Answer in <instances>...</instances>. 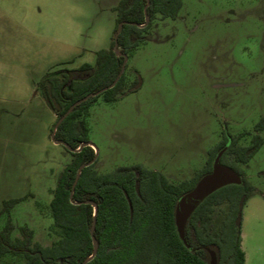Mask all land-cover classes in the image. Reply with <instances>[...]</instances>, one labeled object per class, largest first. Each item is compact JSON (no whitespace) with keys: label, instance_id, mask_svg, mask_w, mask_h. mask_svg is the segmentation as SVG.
<instances>
[{"label":"rangeland","instance_id":"obj_1","mask_svg":"<svg viewBox=\"0 0 264 264\" xmlns=\"http://www.w3.org/2000/svg\"><path fill=\"white\" fill-rule=\"evenodd\" d=\"M108 5L0 0V209L26 198L0 218V230L11 220L14 238L27 226L42 246L58 239L48 207L70 155L52 140L57 117L38 85L48 73L94 65L110 27ZM134 72L143 79L137 92L113 103L99 97L89 109L94 170L142 165L177 184L206 165L222 133L245 134L239 146L259 134L263 145L241 167L255 190L242 210L241 249L244 264H264V131L254 130L264 118V0H181L176 19L157 18L127 56L128 82ZM225 212L215 208L210 233Z\"/></svg>","mask_w":264,"mask_h":264},{"label":"trees","instance_id":"obj_2","mask_svg":"<svg viewBox=\"0 0 264 264\" xmlns=\"http://www.w3.org/2000/svg\"><path fill=\"white\" fill-rule=\"evenodd\" d=\"M146 8L149 22L145 23L144 8L147 0H120L114 8L116 22L122 25L118 36V51L114 53L112 38L109 49L95 53V63H84L74 69H61L48 73L39 82V90L48 108L56 115V122L76 101L109 85L119 74L124 57L145 43L153 22L160 18L176 19L181 0H148ZM114 37V35H113ZM117 83L99 96L76 106L55 130L54 139L64 142L73 150L88 142L86 117L99 97L105 103L137 92L143 83L138 72L128 82L125 72ZM264 131V118L254 127ZM245 134L232 137L222 133L220 141L208 151L206 165L190 180L170 183L160 172L142 165L119 167L113 172L99 174L94 164L84 168L70 191L79 166L90 162L95 155L90 146L71 152L70 161L58 174L51 191L49 213L58 239L51 246L34 241V233L27 226L19 228V236L12 237L14 225L8 219L0 230V259L10 256L20 264H81L93 250L90 229L93 207L97 205L94 237L98 243L96 255L86 264H209L208 251L214 252L217 264H244L241 249L242 210L254 187L243 175L246 165L263 145V138L255 134L248 146H239ZM226 150L219 164L234 170L242 178L241 185L225 186L209 195L192 213L184 227L186 244L177 234L174 208L177 201L189 192L197 181L212 169L215 155ZM26 198L3 201L0 218L9 217L12 209ZM226 206L218 232L212 234L207 223L216 207ZM189 246V247H188ZM19 264V263H18Z\"/></svg>","mask_w":264,"mask_h":264},{"label":"water","instance_id":"obj_3","mask_svg":"<svg viewBox=\"0 0 264 264\" xmlns=\"http://www.w3.org/2000/svg\"><path fill=\"white\" fill-rule=\"evenodd\" d=\"M149 2L147 0V5L144 8V15H145V23L144 25H140L139 27H144L148 24L149 19L147 17V12H146V8L148 6ZM124 23H120L118 24V27L114 33V53L119 55V51H118V36L120 34L122 25ZM126 62H127V57H124V61L121 67V70L119 72V74L117 75V77L115 78V80L111 83V85L95 92V93H90L88 95H86L85 97H83L82 99L76 101L74 104H72L68 110L64 113V115L59 118L55 124L53 133H52V140L55 144L57 145H62L63 147H65L67 150L71 151V152H78L82 147L85 146H90L93 148L92 144L90 142H84L82 143L78 149L73 150L69 147V145H67L64 142H60L54 139V135H55V130L57 129V127L59 126V124L71 113V111L78 105H80L81 103L89 100L92 97H96L101 95L102 93H104L106 90L111 89L119 80V78L123 75L124 70H125V66H126ZM226 150V147L221 149L214 157L213 162H212V169L208 174H205L204 176H202L197 183L195 184V186L186 194H184L176 203L175 208H174V224H175V228L177 231V234L181 240V242L183 244H186V240H185V236H184V227L188 221V219L190 218V216L192 215V213L195 211V209L212 193H214L215 191L228 186V185H241L242 184V178L239 174H237L234 170L222 166L219 164V159L221 157V155L224 153V151ZM96 160V155H94V158L88 162L85 163L81 166H79V168L77 169V173H76V177L73 183V186L71 188L70 191V201L72 200V196H73V192H74V187L75 184L77 183V180L79 178V175L81 173V171L92 165ZM85 203H89L92 207H93V222L91 225V229H90V235H91V239H92V245H93V250L91 255L85 259L81 264H86L88 261H90L97 253V249H98V243L93 235L94 233V228H95V216L97 214L98 208L97 205L92 202V201H87ZM189 247V246H188ZM209 252V256H210V262L209 264H217V260H216V256L214 254V252L212 251H208Z\"/></svg>","mask_w":264,"mask_h":264},{"label":"crops","instance_id":"obj_4","mask_svg":"<svg viewBox=\"0 0 264 264\" xmlns=\"http://www.w3.org/2000/svg\"><path fill=\"white\" fill-rule=\"evenodd\" d=\"M120 0H110V5H108V11H109V21H110V27L106 31V40H105V45L100 47L101 50L103 49H108L110 45V40H111V34L114 31L115 28V22H116V13L114 12V8L117 6ZM73 60L67 61V63L72 62Z\"/></svg>","mask_w":264,"mask_h":264},{"label":"flooded vegetation","instance_id":"obj_5","mask_svg":"<svg viewBox=\"0 0 264 264\" xmlns=\"http://www.w3.org/2000/svg\"><path fill=\"white\" fill-rule=\"evenodd\" d=\"M119 55H120V54H119ZM126 64H127V62H126ZM256 133H258V132H256ZM220 139H221V136H220ZM219 141H220V140H219ZM95 162H96V160H95ZM95 162H94V163H95ZM94 163H93V164H94Z\"/></svg>","mask_w":264,"mask_h":264}]
</instances>
